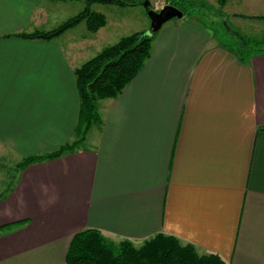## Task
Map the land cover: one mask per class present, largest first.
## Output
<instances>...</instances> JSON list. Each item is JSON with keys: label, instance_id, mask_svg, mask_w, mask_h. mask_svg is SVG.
<instances>
[{"label": "crops", "instance_id": "0c3cea01", "mask_svg": "<svg viewBox=\"0 0 264 264\" xmlns=\"http://www.w3.org/2000/svg\"><path fill=\"white\" fill-rule=\"evenodd\" d=\"M231 1L240 23L264 9ZM62 4L0 0V157L17 163L75 138L89 50L72 39L79 26L18 36L60 27ZM167 24L136 78L102 101L96 143L20 171L0 198V229L26 222L0 231V264H66L85 229L136 246L172 235L226 264H264V52L242 62L199 25Z\"/></svg>", "mask_w": 264, "mask_h": 264}, {"label": "trees", "instance_id": "16d2710c", "mask_svg": "<svg viewBox=\"0 0 264 264\" xmlns=\"http://www.w3.org/2000/svg\"><path fill=\"white\" fill-rule=\"evenodd\" d=\"M65 1V0H58ZM230 0H218L222 8ZM87 8L84 12L67 20L57 29L50 32L35 31L30 34H20L21 38L29 40L51 41L61 36L77 25L87 22L90 32L96 33L106 25L104 15L92 12L90 5L99 4H134L133 0H85ZM205 8L209 3L205 0H180L171 3L180 9L186 17L187 13L197 9L195 4ZM135 5V4H134ZM194 8V9H193ZM227 31L229 35L222 34L216 38L224 47L229 48L242 62L248 61L254 55L264 52L259 46L235 32L224 20L223 28L217 26V32ZM156 35V34H155ZM155 35L145 32H136L122 38L119 42L104 48L94 58L85 62L76 69L78 92L80 97L79 121L75 130V140L67 143L57 150L25 157L17 164L18 171L43 162L54 161L78 151V147L86 140L89 131L96 124L102 123L98 112V103L118 97L142 70L150 58L152 43ZM225 39V42H224ZM2 198V197H1ZM26 222L17 223L10 227H17ZM8 227L0 229L7 232ZM66 264H226L217 255H200L193 245H184L172 235L157 234L136 247L131 241L125 240L118 244L108 241L96 229H85L76 233L70 243Z\"/></svg>", "mask_w": 264, "mask_h": 264}, {"label": "rangeland", "instance_id": "374dc122", "mask_svg": "<svg viewBox=\"0 0 264 264\" xmlns=\"http://www.w3.org/2000/svg\"><path fill=\"white\" fill-rule=\"evenodd\" d=\"M58 1V0H57ZM134 4L130 5H118V4H99L94 3L90 5V10L95 13H99L104 15L106 19V25L101 27L98 32L92 33L89 30L87 22H83L77 25L75 30L71 31L72 39L78 40V42L85 41L86 45L89 46V50L87 55L85 56V61H88L94 58L99 52H101L104 48L109 47L111 45L116 44L122 38L126 36H130L136 32H145L151 26V20L146 14V10L144 7V3L147 0H133ZM153 9L156 12H160L165 5H170L175 1L180 0H148ZM198 1V0H196ZM209 3V6L206 5L205 8H201L202 5L196 3L194 8L197 9L188 12L186 17L182 19H173L169 23L172 24L185 20L186 22H192L200 27H202L208 35L214 34L215 38L220 34L224 38L227 39L224 35H229L227 31H216L217 26L223 28L224 20L227 21V24L230 27L234 28L235 32L240 36L247 38L251 45L259 46L264 49V17H258V15H264V9L261 8L255 9L254 12L257 15H253L255 17L246 20L245 22H238V20L234 19L235 17L232 15L233 11V3L231 0L227 2V6L223 7V11H221V7L218 3V0H205ZM237 1V0H235ZM64 5L63 11L65 16H70L69 19L74 16L84 12L87 8V4L85 0H65L60 1ZM56 8V7H55ZM193 8V9H194ZM57 9V8H56ZM62 12V10H61ZM262 18V19H261ZM67 19V20H69ZM167 24V25H168ZM166 25V24H165ZM243 26V27H241ZM75 28V27H74ZM146 33V32H145ZM92 37L95 41L88 42L87 37ZM80 40V41H79ZM225 42V39H224ZM68 41H65L64 44H67ZM81 47L77 48L80 50ZM83 62V61H81ZM104 101V100H102ZM102 101L98 103V112L101 115L100 107L102 105ZM102 117V115H101ZM101 124H96L89 131L86 140L81 143L78 147V150L81 148H87L89 143L95 142L98 140V133ZM76 138H74L75 140ZM72 140V141H74ZM92 144V143H91ZM44 154V153H39ZM5 155V154H4ZM17 160H11L10 156L0 157V198L4 195V193L11 188L19 175L17 170ZM114 245L116 243H113ZM135 245V244H134ZM143 245V244H142ZM136 246V245H135ZM141 246V245H140ZM136 246V247H140Z\"/></svg>", "mask_w": 264, "mask_h": 264}, {"label": "water", "instance_id": "95a60500", "mask_svg": "<svg viewBox=\"0 0 264 264\" xmlns=\"http://www.w3.org/2000/svg\"><path fill=\"white\" fill-rule=\"evenodd\" d=\"M146 14L151 20V26L149 29V35L153 36L157 34L165 24L173 19H182L184 13L173 5H165L160 12H156L153 9L151 3L147 0L144 3Z\"/></svg>", "mask_w": 264, "mask_h": 264}, {"label": "flooded vegetation", "instance_id": "af4514ba", "mask_svg": "<svg viewBox=\"0 0 264 264\" xmlns=\"http://www.w3.org/2000/svg\"><path fill=\"white\" fill-rule=\"evenodd\" d=\"M148 34V32H146Z\"/></svg>", "mask_w": 264, "mask_h": 264}]
</instances>
